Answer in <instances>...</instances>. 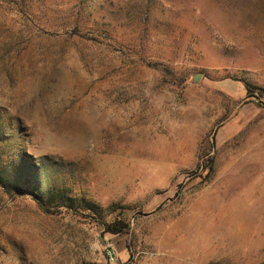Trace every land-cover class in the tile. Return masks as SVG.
I'll return each instance as SVG.
<instances>
[{
	"label": "rangeland",
	"instance_id": "1",
	"mask_svg": "<svg viewBox=\"0 0 264 264\" xmlns=\"http://www.w3.org/2000/svg\"><path fill=\"white\" fill-rule=\"evenodd\" d=\"M0 264H264V0H0Z\"/></svg>",
	"mask_w": 264,
	"mask_h": 264
},
{
	"label": "bare ground",
	"instance_id": "2",
	"mask_svg": "<svg viewBox=\"0 0 264 264\" xmlns=\"http://www.w3.org/2000/svg\"><path fill=\"white\" fill-rule=\"evenodd\" d=\"M212 199V195L209 194L201 200H196L187 210L188 213L185 214L178 225L179 239L189 238L195 240L200 237V234L209 232L210 220L213 218L210 210Z\"/></svg>",
	"mask_w": 264,
	"mask_h": 264
},
{
	"label": "trees",
	"instance_id": "3",
	"mask_svg": "<svg viewBox=\"0 0 264 264\" xmlns=\"http://www.w3.org/2000/svg\"><path fill=\"white\" fill-rule=\"evenodd\" d=\"M127 225L122 224L118 229L111 231L112 233H120L126 231Z\"/></svg>",
	"mask_w": 264,
	"mask_h": 264
}]
</instances>
